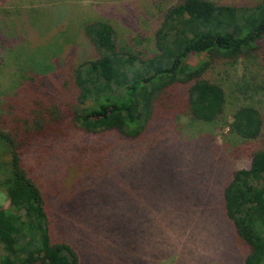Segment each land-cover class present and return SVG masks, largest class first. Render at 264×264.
Masks as SVG:
<instances>
[{
	"label": "rangeland",
	"instance_id": "374dc122",
	"mask_svg": "<svg viewBox=\"0 0 264 264\" xmlns=\"http://www.w3.org/2000/svg\"><path fill=\"white\" fill-rule=\"evenodd\" d=\"M180 1L0 0V102L29 64L70 53L91 60L83 29L92 22L110 24L123 51L151 55L164 14ZM212 1L240 7L260 0ZM256 45L264 52V37ZM262 57L211 63L204 78L225 94L223 114L213 123L164 117L139 140L68 133L52 138L43 157L33 145L26 167L44 192L55 240L72 244L81 264H243L248 248L225 216L221 194L233 172L264 149ZM204 60L192 55L188 63ZM51 79L52 90L60 89L57 77ZM41 82L51 91L50 79ZM243 106L262 116L259 139L230 130ZM6 206L0 190V208Z\"/></svg>",
	"mask_w": 264,
	"mask_h": 264
},
{
	"label": "trees",
	"instance_id": "16d2710c",
	"mask_svg": "<svg viewBox=\"0 0 264 264\" xmlns=\"http://www.w3.org/2000/svg\"><path fill=\"white\" fill-rule=\"evenodd\" d=\"M83 37L94 49L91 60L70 53L46 65L29 64L19 86L0 102V190L7 198L0 208V264H81L72 244L55 240L44 192L26 167L30 148L43 157L52 138L63 140L68 133L139 140L164 117L215 122L225 94L204 74L211 63L252 53L264 61L256 45L264 37V0L240 7L181 0L164 14L149 56L119 48L106 22L86 24ZM192 55L207 60L191 65ZM56 77L60 89L52 90ZM44 79H50L51 91L41 84ZM230 130L259 139L262 116L253 107H240ZM221 199L248 248L243 264H264V149L251 154L248 168L233 172Z\"/></svg>",
	"mask_w": 264,
	"mask_h": 264
}]
</instances>
